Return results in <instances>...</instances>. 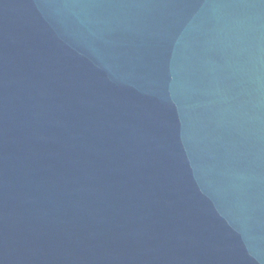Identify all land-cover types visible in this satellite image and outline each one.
Wrapping results in <instances>:
<instances>
[{"label": "water", "instance_id": "obj_1", "mask_svg": "<svg viewBox=\"0 0 264 264\" xmlns=\"http://www.w3.org/2000/svg\"><path fill=\"white\" fill-rule=\"evenodd\" d=\"M0 264H264V0H0Z\"/></svg>", "mask_w": 264, "mask_h": 264}]
</instances>
